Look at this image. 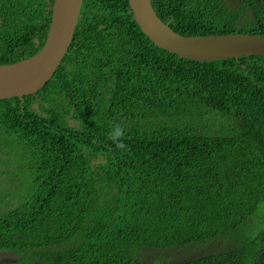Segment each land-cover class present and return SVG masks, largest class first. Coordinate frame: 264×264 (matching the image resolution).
Returning <instances> with one entry per match:
<instances>
[{"label":"trees","instance_id":"obj_1","mask_svg":"<svg viewBox=\"0 0 264 264\" xmlns=\"http://www.w3.org/2000/svg\"><path fill=\"white\" fill-rule=\"evenodd\" d=\"M150 1L182 36L264 35V0ZM53 2L0 0V65L41 49ZM2 158L34 179L0 200L13 264H264V56L180 58L128 0H83L49 82L0 100Z\"/></svg>","mask_w":264,"mask_h":264},{"label":"water","instance_id":"obj_2","mask_svg":"<svg viewBox=\"0 0 264 264\" xmlns=\"http://www.w3.org/2000/svg\"><path fill=\"white\" fill-rule=\"evenodd\" d=\"M82 2L54 0L51 22L41 49L23 61L0 65V100L23 99L49 82L70 47ZM128 3L137 25L153 44L180 58L213 62L242 56H264V35L182 36L160 20L150 0H128ZM18 260L21 256L12 250L0 249V264H13Z\"/></svg>","mask_w":264,"mask_h":264},{"label":"rangeland","instance_id":"obj_3","mask_svg":"<svg viewBox=\"0 0 264 264\" xmlns=\"http://www.w3.org/2000/svg\"><path fill=\"white\" fill-rule=\"evenodd\" d=\"M4 159H0L2 162ZM27 172V174H26ZM24 172V179H20L17 175H14L13 171L7 169L6 166L0 164V200L7 199L12 195V192H31L34 186L32 178L28 171ZM4 202V201H3ZM147 258H149L147 256Z\"/></svg>","mask_w":264,"mask_h":264},{"label":"flooded vegetation","instance_id":"obj_4","mask_svg":"<svg viewBox=\"0 0 264 264\" xmlns=\"http://www.w3.org/2000/svg\"><path fill=\"white\" fill-rule=\"evenodd\" d=\"M224 2H227L228 6H231L233 1L232 0H224ZM147 256L148 257L150 256L152 258V260H157L158 262L160 260H162V254L159 253V252L158 253H154L153 251L152 252L150 251V253L145 256L146 259H148Z\"/></svg>","mask_w":264,"mask_h":264}]
</instances>
